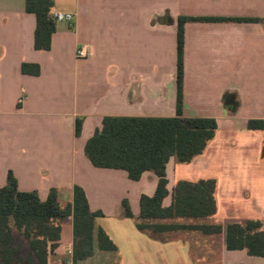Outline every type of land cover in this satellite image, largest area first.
Instances as JSON below:
<instances>
[{
    "label": "crops",
    "instance_id": "0c3cea01",
    "mask_svg": "<svg viewBox=\"0 0 264 264\" xmlns=\"http://www.w3.org/2000/svg\"><path fill=\"white\" fill-rule=\"evenodd\" d=\"M54 12L71 13L57 23L48 51L36 50V17L25 0H0V188L11 171L22 192L46 200L59 191L62 206L73 188L86 193L90 209L117 247L95 249L79 264H264L246 250L226 248L228 223H264V132L247 129L264 119V0H54ZM182 17L251 18L260 22L197 21L184 25L183 116L214 118L217 134L189 164L171 158L169 195L178 181H217L220 235L178 230L151 234L137 228L140 200L152 197L158 177L138 181L121 170L99 169L85 155L87 141L107 116L174 117L177 103V38ZM85 47L87 57L76 52ZM37 64L40 74H24ZM21 100V101H20ZM82 119L80 136L75 134ZM129 202L135 218L124 215ZM264 230V226H263ZM72 219L49 264H73Z\"/></svg>",
    "mask_w": 264,
    "mask_h": 264
},
{
    "label": "trees",
    "instance_id": "16d2710c",
    "mask_svg": "<svg viewBox=\"0 0 264 264\" xmlns=\"http://www.w3.org/2000/svg\"><path fill=\"white\" fill-rule=\"evenodd\" d=\"M26 11L36 17L34 46L48 51L57 22L53 13L54 0H25ZM197 21L260 22L251 18H193L182 17L178 22L177 38V103L174 117L107 116L101 129L87 141L85 155L99 169L125 171L129 179L138 181L145 172L158 177L152 197L143 195L137 217V228L151 234L178 230L220 235V224H175L170 220H210L217 213L215 179L196 182L181 180L172 190L169 207L163 201L169 195L166 166L171 158L179 164H189L206 150L217 134L214 118H185L183 116L184 84V25ZM24 74L39 75L40 66L23 64ZM82 119H77L76 136H80ZM247 129L264 132V119L248 121ZM261 157L264 160V146ZM59 191L51 189L46 200L37 191L22 192L9 172L7 183L0 188V264H49V258L59 246L64 222L71 218L73 227V264L88 260L95 249L116 252L117 247L107 233L97 226L101 211L93 212L84 189L73 188L72 203L62 206ZM124 215L135 218L129 202L122 203ZM264 223L247 220L228 223L225 227L226 248L246 250L250 256L264 258ZM25 245L27 249L25 250Z\"/></svg>",
    "mask_w": 264,
    "mask_h": 264
},
{
    "label": "built area",
    "instance_id": "2783aa9c",
    "mask_svg": "<svg viewBox=\"0 0 264 264\" xmlns=\"http://www.w3.org/2000/svg\"><path fill=\"white\" fill-rule=\"evenodd\" d=\"M54 19L57 23L67 22L70 25L73 22V15L71 13H61V12H54L53 13ZM87 50L85 47H80L76 52V57L78 59H83L87 57ZM21 101V100H20ZM68 254L73 256V249L68 250ZM69 264V263H66ZM71 264V263H70Z\"/></svg>",
    "mask_w": 264,
    "mask_h": 264
},
{
    "label": "rangeland",
    "instance_id": "374dc122",
    "mask_svg": "<svg viewBox=\"0 0 264 264\" xmlns=\"http://www.w3.org/2000/svg\"><path fill=\"white\" fill-rule=\"evenodd\" d=\"M67 223V220L64 222V224H66ZM27 249V245H25V250Z\"/></svg>",
    "mask_w": 264,
    "mask_h": 264
}]
</instances>
